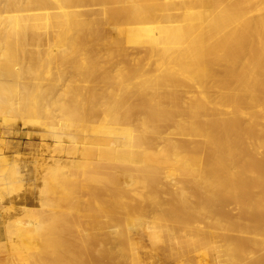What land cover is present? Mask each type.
I'll return each mask as SVG.
<instances>
[{"label": "bare ground", "instance_id": "6f19581e", "mask_svg": "<svg viewBox=\"0 0 264 264\" xmlns=\"http://www.w3.org/2000/svg\"><path fill=\"white\" fill-rule=\"evenodd\" d=\"M26 74L74 83L52 135L106 184L77 209L113 215L35 264H264V0H0V114Z\"/></svg>", "mask_w": 264, "mask_h": 264}, {"label": "rangeland", "instance_id": "374dc122", "mask_svg": "<svg viewBox=\"0 0 264 264\" xmlns=\"http://www.w3.org/2000/svg\"><path fill=\"white\" fill-rule=\"evenodd\" d=\"M112 40L113 38L105 36L99 39L101 53L105 52ZM44 45L40 44V47L43 48ZM69 52L70 48L65 45L55 50V53L58 56L61 54L65 61L70 59ZM43 76L44 70H41L38 77L41 79ZM19 82L21 83L15 86L23 91V96L12 95L13 98L5 101L6 103L3 102L6 106L15 107L14 110L0 114V264H35L31 256L37 252L46 262H51L52 259L60 257L61 251L51 250L50 244L57 248L68 243L67 239L71 241L75 238L77 232L73 227L78 225L71 223L72 221L91 226L97 218V222L107 225V221L113 217L109 212L102 211L95 214L92 221L89 214L82 213L83 209H77L76 203L82 199L85 208L93 204L95 198L107 201L106 184L98 181L93 185L92 191L88 188L80 189L82 169L80 160L86 159L80 154L81 143L76 142L78 137L61 140L52 135L61 128L58 124L59 113L56 111L60 104L72 105L71 114L77 115L78 112L75 101L68 100L67 95L57 98L53 92L62 91L66 84H70L72 89L74 83L58 77L52 78L51 75L39 80L32 74L23 75ZM86 83L81 82L83 85ZM97 85L101 89L108 86L106 82ZM56 115L58 117L55 118ZM103 128L104 125L101 126V129ZM76 130L75 126L68 128L71 133H75ZM90 133V139L93 140L94 131ZM72 144H75L76 149H73ZM88 154L92 159L93 150H88ZM72 161L73 163H68ZM83 165L87 171L92 172V164ZM76 183L78 186H75ZM65 185L70 188H63ZM65 194H69L70 197L68 195L66 197ZM68 197L70 200L74 198L75 202L72 200L69 203ZM228 208L233 212L235 210L234 204H230ZM142 254L146 255L147 251H142ZM171 263L174 264L172 258L162 262Z\"/></svg>", "mask_w": 264, "mask_h": 264}]
</instances>
